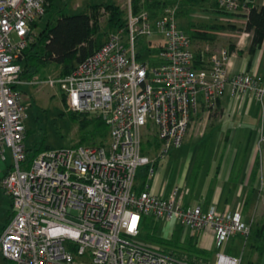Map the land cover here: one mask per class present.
I'll return each instance as SVG.
<instances>
[{"label": "built area", "instance_id": "obj_1", "mask_svg": "<svg viewBox=\"0 0 264 264\" xmlns=\"http://www.w3.org/2000/svg\"><path fill=\"white\" fill-rule=\"evenodd\" d=\"M213 1L227 13L248 10L239 0ZM44 4L0 0V187L10 199V214L0 230L3 263L199 264L138 239L142 216L173 220L189 234L209 228L216 245L234 234L245 237L249 225L240 209L202 210L183 205L174 191L161 198L147 181L138 191L133 184L138 167L147 166V180L155 171V158L140 151L141 136L153 137L159 154L180 146L192 116L200 108L212 111L228 85L231 96L250 93L258 105L254 148L258 188L264 191V71L229 76L227 49L211 52L207 46L206 59L195 67L175 6L150 18L145 9H134L132 0H123V26L67 74L22 80L16 59L32 39L30 24L43 14ZM154 33L159 37L151 39ZM38 82L58 87L67 110L98 116L107 129L103 144L48 147L28 155L21 86ZM238 262L217 252L212 264Z\"/></svg>", "mask_w": 264, "mask_h": 264}, {"label": "crops", "instance_id": "obj_2", "mask_svg": "<svg viewBox=\"0 0 264 264\" xmlns=\"http://www.w3.org/2000/svg\"><path fill=\"white\" fill-rule=\"evenodd\" d=\"M252 4L264 5V0H252ZM230 16L215 10L208 2H200L188 11L185 28L179 24V16L175 17L178 27L187 35L190 32L214 35L209 41L189 39L192 53L201 51L205 60L208 55L203 51L205 46L211 52L224 47L229 52L226 64L229 76L240 71L261 75L264 71V39L249 57L248 32L237 31L235 39L232 40L228 39L232 36V31L206 27L209 23H223L226 18H232V15ZM242 19L243 16L239 15L235 21H229L236 26H243ZM202 24L205 27L200 26ZM218 36H224L225 43L228 41L226 46H214ZM229 42L232 43V49L228 48ZM257 106L252 94L245 93L235 98L230 95L229 86L226 85L223 94L215 102L216 111L207 112L200 108L192 116L183 140L191 141L194 148L185 155L184 162L170 187L171 170L164 176L154 159L155 171L148 180L146 179L151 192L161 198H167L174 191V197H179L183 205H199L202 210L210 206L217 210L240 209L242 221L249 225V231L254 225L264 223V207L261 208L257 200L258 177L254 174V144L258 136L255 124L259 118ZM197 234L198 232L194 234L196 244ZM187 235L188 232L184 238ZM251 253L255 254L256 259L253 261L262 264L264 249L259 257L255 252Z\"/></svg>", "mask_w": 264, "mask_h": 264}, {"label": "trees", "instance_id": "obj_3", "mask_svg": "<svg viewBox=\"0 0 264 264\" xmlns=\"http://www.w3.org/2000/svg\"><path fill=\"white\" fill-rule=\"evenodd\" d=\"M61 1L62 0H45L43 14L30 24V27L34 29L33 37L24 46L16 59V62L20 66L19 76L22 80H29L33 78L35 74L42 75L43 68L50 62L57 64L58 76L67 74L77 62L81 61L95 50L104 41L109 32L122 27L124 24L122 9L111 0H107L103 3L91 2L88 4L86 10L72 14H64L61 11L59 7ZM63 1L65 2L66 0ZM132 1L134 9H137L138 6L145 9L150 18L157 16L164 8L170 6H175V16H188V11L191 7L200 2H208L215 10L227 13L219 8L212 0V2L210 0H142L139 5L137 4L139 0ZM239 1L243 2L248 8L245 14H238L240 16H245L243 26H236L230 23L229 20H225L223 23H209L206 27L214 30H243L248 32L249 43L247 54L250 57L255 51V48L258 47L264 39V5L255 6L252 4V0ZM99 8H102L106 13L104 21L105 29L103 31L100 30L98 22L97 13L99 12ZM235 14L237 15V13ZM41 17H44L42 23H40ZM37 24L41 25L37 28ZM190 24H192V22ZM200 26L205 27L204 24ZM105 33L106 35L103 37ZM187 36L191 40L200 39L209 41L214 38V35L204 32H190ZM228 48L232 49L231 42H229ZM153 51H155V49H153ZM140 55L139 52V56ZM148 62L153 63L154 61L149 59ZM203 62L204 57L201 51H195L193 53V63L195 67L201 66ZM22 86L21 90L24 92L25 85ZM61 100L64 102L63 94ZM216 109L217 108L214 107L213 110L216 111ZM70 113L72 118L77 121L79 130H86L80 135L79 140L75 142V144H103L107 135V129L104 122L98 116L86 112L70 111ZM27 132L28 129L25 128L24 138ZM43 148H48V146H39L33 148V150L37 151ZM140 167L138 173V168L136 169L134 177L133 189L136 191L142 189L146 182L147 166ZM254 174L258 176L256 159L254 163ZM135 178L137 181H135ZM154 225V220H152L151 217L142 216L139 225L140 230L138 239L140 236L141 238H149L148 240L159 244V248L168 255H185L187 258L199 264H208L209 254L207 250L197 246L196 236L194 234L187 235L181 242L179 240L171 241L163 237H157L154 231L151 230L154 228ZM177 227L178 228H175L177 229L175 238L178 237V230L180 229L179 226ZM248 233L251 235V240L248 244L249 250L255 252L258 257L261 256L264 249V223L254 225ZM170 241L173 242V245H167ZM0 259L3 262L1 257ZM256 262L257 261L253 262L248 260L245 264H256Z\"/></svg>", "mask_w": 264, "mask_h": 264}, {"label": "rangeland", "instance_id": "obj_4", "mask_svg": "<svg viewBox=\"0 0 264 264\" xmlns=\"http://www.w3.org/2000/svg\"><path fill=\"white\" fill-rule=\"evenodd\" d=\"M107 0H62L59 7L64 14L77 13L88 8V4L91 2L103 3ZM121 8L123 0H111ZM64 2V3H63ZM98 22L100 30L105 29V16L106 13L102 8H99ZM198 14V12L196 13ZM234 16H239L237 13H227ZM231 17V16H230ZM44 17H41L40 23H42ZM179 24L181 27H186V16H179ZM227 20L235 21L237 18H226ZM239 22V21H238ZM41 24H37V28ZM34 30V29H33ZM232 36H229L232 40L235 39V34L237 30L232 31ZM106 33L103 35L105 37ZM159 35L154 33L150 38H158ZM141 44L145 43V39H142ZM214 46H226L224 36H218L214 42ZM150 54H154V51L150 47ZM58 73V66L54 62L47 64L43 70L42 75L35 74L33 78L38 80L44 77H54ZM23 87V86H22ZM24 98H25V107H26V118L24 121L25 128L28 129V132L23 140L25 148L27 149V154L32 155L35 151L33 148L39 146H48L51 148L67 147L71 144H75L79 140L81 134L86 130H79L78 123L71 116L69 110L66 109L64 102L61 100L62 91L58 87H48L43 83H37L32 86H24ZM195 121V120H194ZM198 121V120H196ZM258 120L255 124L256 129H258ZM194 146L189 140H183L180 146L175 148H169V150L164 154H159L156 141L153 137L150 136H141L140 142V151L142 154L147 155L148 157H154L157 166L162 170L163 175H167L170 170L169 178V187L173 185L175 180V175L178 174V171L181 168L182 162H184L185 155L188 152L193 150ZM8 162V157L6 158ZM141 168V167H140ZM140 171L139 167L137 173ZM1 175V172H0ZM162 175V174H161ZM135 181L137 179L135 178ZM258 192V191H257ZM260 207H264V191L260 190L257 197ZM10 214V199L8 196L4 195L0 187V228L5 224L6 219ZM264 215V209L263 213ZM154 228L151 229L154 231V234L157 237H163L164 239H169L171 241L180 242L183 240L185 234L187 233L179 225L175 224L173 220H170L166 223L158 220H154ZM177 226L180 227L177 235ZM197 245L207 249L209 264H212L215 260L216 253H223L239 259L238 264H245L246 261H253L256 259L254 253H251L249 250L248 244L251 240V235L248 234L245 237L234 234L230 238L222 241L220 245H216L214 240V235L212 230L209 228H204L198 232ZM142 242L149 244L150 246L157 247L159 244L148 240L149 238H139ZM168 242L167 245H173V242ZM171 247V246H170ZM254 262V261H253ZM0 259V264H2ZM261 264V263H260ZM262 264H264V256L262 258Z\"/></svg>", "mask_w": 264, "mask_h": 264}]
</instances>
